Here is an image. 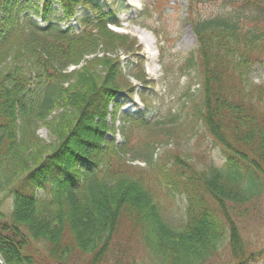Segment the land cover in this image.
<instances>
[{
  "label": "trees",
  "instance_id": "16d2710c",
  "mask_svg": "<svg viewBox=\"0 0 264 264\" xmlns=\"http://www.w3.org/2000/svg\"><path fill=\"white\" fill-rule=\"evenodd\" d=\"M186 4L197 47L177 73L197 76L200 100L190 115L208 131L222 166L195 169L173 154L160 162L149 142L137 148L141 142L126 150L145 166L122 163L112 171V154L105 149L113 145L107 120L119 112L120 93L134 94L129 78L150 84L141 59L124 73L119 59L108 56L116 42L126 55L140 48L107 29L119 24V9L106 10L92 0H0V51L14 49L10 63L0 69V208L4 197L13 201L10 221L0 222L5 264H206L223 244L233 264H264V248L251 251L237 223L264 195V84L251 77L256 66H264V0ZM54 5L59 22L74 19L97 33L68 36L62 30L53 42L39 44L35 39L53 27L20 20L29 15L55 19ZM203 5L213 6L217 14L201 17ZM165 50L159 47L166 70ZM88 55L94 58L87 60ZM74 66L80 67L68 71ZM139 98L146 102L142 93ZM54 112L61 113L51 123L57 147L45 158L35 156L29 167L24 154L38 141L33 125L44 124ZM126 122L138 133L147 124L142 118ZM159 130L163 137L171 131ZM104 160L107 171L98 181ZM42 189L84 192L85 200L53 220H42L33 209ZM157 191L169 200L184 199L186 221L179 228L162 215Z\"/></svg>",
  "mask_w": 264,
  "mask_h": 264
},
{
  "label": "rangeland",
  "instance_id": "374dc122",
  "mask_svg": "<svg viewBox=\"0 0 264 264\" xmlns=\"http://www.w3.org/2000/svg\"><path fill=\"white\" fill-rule=\"evenodd\" d=\"M93 1L106 10L118 8L117 21L123 30L121 34L140 47L137 54L126 55L122 51V46L116 42L108 56L119 59L124 73H127L128 65L130 67L136 66L141 59L144 76L150 83L143 86L141 82L138 83L134 78H129L128 83L134 88V94L128 97L126 93H120L117 103L119 112L116 117L110 116L107 120L108 128L111 130L108 141L111 139L113 145L112 148L107 147L105 149L107 153L112 154L110 161L112 171L117 170L122 163L131 166H145V163H142L140 159L133 160L134 154H130L126 150L139 145L141 142V147L137 146V148H142L145 142H149L148 145H152L153 158L160 162L168 154H173L188 161L195 169L207 170L209 167H221L220 152L215 148L208 131L202 127L201 122H195L190 115L192 106L200 100V87L196 83L197 76L193 71L183 75L177 73V68L182 65L189 52L197 47L194 32L186 20V0ZM53 9L55 19L50 21H44L40 16L34 15H29L28 18L23 17L20 20L21 23L36 24L38 28H45L47 25L53 27L51 32L43 33L40 35V39H35L36 42L39 41V44L42 43L41 40L48 43L53 42L55 39L53 36L57 31L62 30L68 31V36L82 35L85 31L97 33L93 27H80L73 20L59 22L61 16L59 7L54 5ZM199 9L201 17H213L218 12L213 6L207 5H203ZM87 14L88 20L93 19L92 14L89 12ZM145 27L152 28L157 34ZM107 29L111 31L108 27ZM24 34L27 35L28 30H24ZM139 37H142L143 41ZM160 46L166 48L162 62L167 65L166 70L160 65ZM3 48H7V45ZM96 53L98 55L103 54L102 46H99ZM13 54V46L8 50L0 51V69L5 68L10 63ZM86 57L87 60L94 58L93 55ZM82 64L84 62L80 66ZM80 66L68 67V71ZM251 77L253 83L264 84V66H256L252 70ZM140 93L146 99L145 103L139 98ZM146 107L148 110L142 115ZM60 114V112H54L44 124L33 125L38 141L36 144L28 145L30 149L24 154L29 167L33 166L32 160L35 159V156L45 158V155L56 149L58 138L57 134L53 133L54 126L51 123ZM124 118L128 119L126 121L142 118L147 124L138 133L134 127L123 120ZM20 124L19 118V127ZM163 127L171 129L170 133L164 137L158 135L159 129ZM20 139L19 134L18 140L20 141ZM104 158L105 156L101 157V159ZM105 163L106 160L100 163V168L96 173L98 181H101L103 177L105 178L104 172L107 171ZM157 193V201L161 207L162 215L171 226L179 228L186 221L184 199L177 195L174 199L169 200L158 191ZM4 194L6 191L1 194V197H4ZM83 194L84 192L63 195L55 192L47 193L43 189L38 190L33 208L34 214L42 220H53L59 213H67L75 205L83 202L85 200ZM1 202L0 213H3L5 217L0 219V222L10 221L13 201L11 197H4ZM248 210L249 214L237 223L242 239L251 245V251L255 252V250L264 248V195L255 201L254 207L250 206ZM206 264H233L229 247L223 244L218 255Z\"/></svg>",
  "mask_w": 264,
  "mask_h": 264
},
{
  "label": "bare ground",
  "instance_id": "6f19581e",
  "mask_svg": "<svg viewBox=\"0 0 264 264\" xmlns=\"http://www.w3.org/2000/svg\"><path fill=\"white\" fill-rule=\"evenodd\" d=\"M115 32L123 33V30L120 28V29H116ZM139 39L143 41V38L142 37H139Z\"/></svg>",
  "mask_w": 264,
  "mask_h": 264
},
{
  "label": "water",
  "instance_id": "95a60500",
  "mask_svg": "<svg viewBox=\"0 0 264 264\" xmlns=\"http://www.w3.org/2000/svg\"><path fill=\"white\" fill-rule=\"evenodd\" d=\"M0 264H5L1 256H0Z\"/></svg>",
  "mask_w": 264,
  "mask_h": 264
}]
</instances>
